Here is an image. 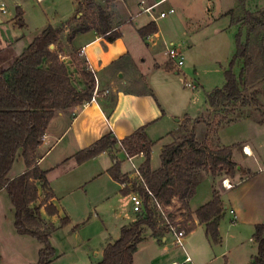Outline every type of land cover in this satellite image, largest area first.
I'll return each mask as SVG.
<instances>
[{
	"label": "rangeland",
	"instance_id": "1",
	"mask_svg": "<svg viewBox=\"0 0 264 264\" xmlns=\"http://www.w3.org/2000/svg\"><path fill=\"white\" fill-rule=\"evenodd\" d=\"M1 1L5 3L8 12L2 16L5 20L15 15L14 2L20 3L25 27L0 24V50L4 49L0 51V71L12 66L15 58L21 54L22 48L27 46L26 44H29L44 26L57 25L60 21L71 17L77 9V4L71 0ZM247 4L248 9L254 8L253 2L247 1ZM147 6L148 4H143V8ZM86 7L87 14L81 17L82 23L78 27L87 25L91 27L93 16L97 17L98 8L108 13L111 25L121 24L126 29L135 26V23L141 25L149 15L141 9L140 0H119L116 3L119 17L114 14L112 3L107 4L105 0H96ZM242 7L240 0H167L160 4L151 13L154 18L170 8L174 9L175 13L165 19H157L160 38L155 39L157 43L155 48L149 47L152 57L145 44H140L141 57L145 58V63H141L140 67L143 77L138 74L136 82H128L124 85L123 83L128 81L129 74L133 72L124 71L123 75L121 72L113 71L110 87L115 90L125 88L133 93L153 91V97H156L161 109L171 120L170 132L174 137H181L186 126L188 131H194L195 139L199 143L207 137L206 140L210 145L215 144L216 141L221 146L248 141L253 145L264 146V131L262 134L255 128L258 122L264 121V42L260 52L263 28L259 29L256 35L249 36L250 42L247 43L248 52L253 60L252 67L242 76H240L243 66L241 61H237L232 67V73L239 80L242 97L249 102L257 100L258 105L242 106L241 103H228L212 112L207 110L209 109L206 103L207 95L215 89L222 88L225 83L224 72L229 69L236 51L237 37L242 43H246L248 37L246 27L231 25L227 17L242 16ZM229 10L231 15L225 16ZM134 15L136 17L131 21ZM21 36L23 37L18 43H14L13 48L4 46L5 41L10 43L14 41V37ZM171 42L175 47H180L183 53L184 65L180 69L175 68L164 55ZM52 47L54 49V46ZM74 49L75 46L69 47L64 55L71 54ZM131 50L136 51L132 47ZM76 57L82 59L79 55ZM153 58L161 63L166 61L171 69L170 82H165L160 73L149 69ZM62 60L72 84L77 88V79H79L76 77L77 63L74 62L75 66H73L71 61L64 59V56ZM186 83L192 84L194 89L186 88L184 86ZM111 96L114 97L115 93ZM183 113L192 118L189 123L186 120L173 122L179 120ZM196 116H199L197 120H195ZM162 133L161 131L160 134ZM162 140L161 143H166L169 138ZM59 152V148H56L40 168L48 172L49 187L55 195L59 209L68 220L67 224L61 226L63 219L57 217L55 226L59 228L50 238L56 255L51 264H96L102 259L100 253H103L105 244L116 241L121 229L141 215L139 212H133L130 199L123 198V193L119 192V188L109 180V174L105 173L107 166L113 163L111 158L95 157L79 166L75 161L55 164L59 162ZM114 158L120 163V170L129 176L128 181L131 183H127L125 189L130 190V193L135 192L133 188L139 187L141 183L133 174L131 162L122 153H118ZM132 163L139 167L137 160H132ZM235 163L238 165V162ZM150 164L154 169L160 166L159 143H156L152 149ZM23 167L24 163L19 152L9 176ZM237 173L238 171L235 176ZM209 175L207 171L197 172L195 176L198 184L197 194L191 202L192 206L197 207L201 204L199 202L203 196L211 198V186L218 193L224 189L222 186L224 174L212 178L211 182L207 177ZM231 184H235L234 181ZM35 205H39V202ZM162 209L165 215L167 212L172 213V223H175L176 227L182 219H185L174 208L162 207ZM158 213L156 217L161 223L163 219ZM225 222V226L219 230L221 239L218 243L211 242L206 237L204 228L200 227L187 234L182 247L175 243V238L170 232L164 234L167 240L163 243L161 240L155 241L151 231L144 228L137 253L133 257V264H169L172 261L177 264H190L184 262L183 250L191 257L192 264L252 263L258 250L252 233L237 235L231 231L228 228V214ZM13 223V207L7 193L2 190L0 192V264H36L41 245L35 239L18 235ZM159 225L161 228L166 227L164 222ZM95 252L98 255H95ZM244 258L247 259L246 262Z\"/></svg>",
	"mask_w": 264,
	"mask_h": 264
},
{
	"label": "trees",
	"instance_id": "2",
	"mask_svg": "<svg viewBox=\"0 0 264 264\" xmlns=\"http://www.w3.org/2000/svg\"><path fill=\"white\" fill-rule=\"evenodd\" d=\"M115 0H105L111 4ZM244 7V0H240ZM243 9L240 18L231 16V24H241L246 27L247 40L242 43L237 37L236 51L230 62V67L224 72L225 83L222 88L213 90L207 95L208 110H215L228 103H241L242 106H257L258 101H247L242 97L238 78L232 73V67L237 61L242 62L240 76L252 67L253 60L247 48L249 36L256 35L259 29H264V10L250 13ZM96 14V13H95ZM231 15V11L228 13ZM93 16V14L91 15ZM91 27L108 43L120 37L117 29H113L108 13L101 8L97 9V17L93 16ZM17 25L24 27L22 12L16 11ZM89 30V26H81L69 36L71 42L74 35ZM155 23L137 31L138 36L144 40L155 34ZM61 31L47 26L33 41L15 58L11 67L0 71V192L4 190L11 202L14 211V227L18 235L35 239L41 249L38 252L36 264H51L56 255L50 238L59 228L46 222L40 213L44 208L48 216L58 214L54 205L49 201L54 194L47 181V171L36 165V151L42 143L46 129L56 112L65 111L81 106L92 100L95 79L89 71L86 61L76 51L69 54L84 83V89L78 91L72 84L63 62V52L59 44ZM264 35L260 40V52ZM257 43H259L257 41ZM54 46V49H50ZM168 68V65L166 66ZM171 70V69H170ZM116 97L111 96L100 105L104 110L110 109ZM106 112V116L108 117ZM187 123L190 119L185 117ZM181 137L174 138L173 142L163 146L160 152V166L152 170L150 166L153 143L145 134V127L134 131L131 135L117 140L112 133L100 138L91 147L78 152L73 159L77 165L97 157L103 152H112L118 145L129 157L143 155V162L139 172L144 184L133 188L143 199V207L134 222L121 229L119 238L105 246L102 259L96 264H133V257L141 242V233L144 228L151 231L155 239H160L169 233V228H161L158 220L155 202L163 208H174L180 212L182 219L177 227L178 232L186 236L196 228L189 209V202L193 198L198 171H207L212 178L224 174L234 178L237 164L232 161V147L221 146L218 141L211 144L206 140L201 143L195 139L194 131H188L184 126ZM209 143V144H208ZM218 143V144H217ZM23 160L26 170L13 179L8 174L15 163L18 153ZM109 176L119 184L131 183L127 175L120 172V163L116 161L108 170ZM38 186L43 194L39 201ZM134 187V184H133ZM146 189L152 194L148 195ZM122 193L128 195L130 190L123 189ZM39 201V205H35ZM177 206V208H176ZM223 203L216 190L212 192L211 200L198 208L194 216L199 225H204L206 237L214 244L220 241L218 226L222 219ZM159 214V213H158ZM166 216L173 222L171 212ZM68 223L63 219L61 226ZM175 227L176 224L172 223ZM264 226H256L253 239L258 245L257 255L250 264H264Z\"/></svg>",
	"mask_w": 264,
	"mask_h": 264
},
{
	"label": "crops",
	"instance_id": "3",
	"mask_svg": "<svg viewBox=\"0 0 264 264\" xmlns=\"http://www.w3.org/2000/svg\"><path fill=\"white\" fill-rule=\"evenodd\" d=\"M40 1L41 0H37V2ZM71 1L77 4V9L75 10L74 14L71 17L60 21L55 26L47 24L40 30L39 34L47 26H52L56 29H59L61 31L59 44L61 46V51L63 52L64 59H66L67 61H71L69 58V54L64 55V53L65 52L67 53L69 47L75 46L74 51H76L78 54L81 51V49L84 50L83 54L81 56L79 54V56L86 61V65L89 71L94 76V79L96 81L94 90L95 89L97 90V95L94 98V101H90L81 106L55 113L54 117L52 118L46 129V132L42 139V143L36 151V165L39 168H41L43 162L47 160V158H49L51 153L56 148H59L60 150L59 152L60 158L58 159L59 162L57 163L55 162V164H59V163L63 164L65 162L74 161L73 159L74 155H76L78 152L82 150L91 147L100 138H102L104 135L108 133H112L114 137L120 141L121 139L131 135L134 131H136L141 127H145V134L150 142H152L154 145L156 143H159V157H160V152L162 147L172 143L174 138L176 137H174L170 132L171 120L167 116L165 111L161 109L160 105L158 104V101L156 100V97H153L154 96L153 91L143 92V93H133L127 91L125 88L115 90L114 88L110 87L112 85L111 76L113 71H117V73L121 72L123 75H124V71L126 72L128 71V73L133 72V74H129L128 81H125L123 83L124 85L128 84V82H134V81L136 82L138 80L137 79L138 74H140L141 77H143L140 67H141V63H145V58L141 57L140 49L142 47L140 46V44L144 43L146 48L148 49L147 50L148 52L151 51L149 50L150 46L154 48L157 46L155 39H159L160 35L158 32L159 30L156 21L159 18L158 17L154 18L153 15H147L148 17L146 16L147 18L144 23H142L141 25L135 23V26H132L128 29H126V27L122 26L121 24L112 25V28L114 30L117 29V32L120 34V37L111 43H108L103 36L97 34L92 29V27H90V25H88L89 30L83 33L75 34L71 42H69L68 41L69 36H71L74 31L78 30L79 28L78 26L82 23L81 17L86 16L87 14L86 6H89V4L96 2V0H83L82 2H79V0H71ZM118 1L119 0H115L114 2H112V5L114 7V14H116L117 17H119L120 14L118 7H116V3ZM157 1L158 0H140V7L142 8L144 3L148 4V6H151ZM247 1L249 3L253 2L254 8L248 9ZM1 5H4L5 13H2L0 11V16H1L0 24H7L8 26L17 25L16 11L20 9V3L14 2L15 15L14 16L11 15L6 20L3 19L2 16L8 13L7 8L3 1L0 2V6ZM244 10L250 13H256L262 11L264 10V0H244ZM229 11L225 13V16L228 15L227 13ZM21 12H22V20H23V11L21 10ZM241 13L243 14V12ZM135 17L136 15L132 16L131 21ZM227 17L229 18V21L231 23V17L230 16ZM240 17L241 16H238L234 19ZM152 22L156 24L157 32L155 34L146 37V39L142 40L138 36L137 31ZM236 25L241 26L240 23ZM22 37L23 36L18 38L14 37L13 39L14 41L10 43L9 41L8 42L5 41L4 46L9 47L11 49L13 48L14 43L15 44L16 42L18 43V41ZM29 44L26 45L28 46ZM171 44L173 43L171 42L170 45ZM27 46L22 48V51ZM131 47L135 49L137 52L136 51L132 52ZM149 55L150 57L153 56L150 54V52ZM164 55L166 54L164 53ZM149 65H150L149 69H151L154 72L160 73L163 76L165 82H170L171 80L169 77L170 68L169 66L168 68H166L167 66L166 61L161 63L155 58H153L152 62H150ZM176 73L177 71L175 72V74ZM76 77L77 78L79 77V79H77L78 87L75 88L78 91L83 90L84 83L82 78L79 76V74H77ZM114 93L116 100L113 107L104 110L100 105V102L105 101L106 99L111 97V94L114 95ZM208 111L212 112V109ZM106 112L109 114L108 117L106 116ZM199 116H196L195 120H197ZM185 117L188 116L187 114L183 113L182 117L179 118V120L173 122L178 123L179 121L184 120ZM188 118L190 120L192 119L190 117ZM252 125L254 126L255 124ZM255 128L258 132L262 133L264 131V121L258 122L255 125ZM161 131L163 132L162 134H160ZM166 137L169 138V141L166 143H161L163 141L162 139L163 138L165 139ZM222 145L224 147L233 148L231 158L233 162H238L237 165L238 173L234 178H231V180L227 176H224V178L228 179L230 183L234 181L235 184H233V187L229 190L222 189L221 191H219L220 199L224 207H223L222 219L220 220L218 226V231L220 230L221 227L225 226L226 214H228V218H229L228 228H230L231 231L235 232L237 235H240L241 233H249V234L252 233L253 235L256 226H264V146L262 144L253 145L248 141L242 142L241 144L237 142V143H230L228 145L227 144L226 145L222 144ZM246 148L250 149L252 155H249L245 151ZM118 153H122L127 159L128 156L120 145H118L116 149L113 150L111 153L103 152L100 155H98L97 158L106 156L107 158H111V161L115 163L117 160L114 157ZM132 160H137L139 163L138 166H140L144 159L143 156L138 155V156H133ZM113 163L111 162L107 166V170L105 171V173L108 174V170L112 167ZM151 169L156 170L158 168L154 169L151 166ZM25 170L26 167L24 164V167L21 170H18L15 174L11 176H9L8 174V177L9 179H13L18 175L22 174ZM120 172L123 175L124 174L127 175L121 170ZM108 177L109 180H111L112 184L116 185L119 188V192H121L122 194V190L125 188V185L127 184H119L114 180H112V178L109 175ZM207 177L210 178V182H211L212 177L210 175ZM197 187L198 184L196 185V190L193 198L197 194L196 192ZM212 192L213 189L211 186L210 193ZM38 196H39V201L42 200L43 194L39 186H38ZM123 198L128 199L129 197L128 195L123 194ZM193 198L189 202V209L193 213L192 218L196 224V228H200V227L204 228V225L198 224V221L194 216V212L201 206L207 204L211 200L212 196L210 199L209 196H203V198L200 200L201 202H199L201 204H199L197 207L191 205ZM49 203L55 206V208L58 211V215L50 217L45 213L44 208H41L40 209L41 217L46 222L56 225L58 221L57 217L61 219H67L64 217L62 211L59 209L58 204L56 203L55 195L54 198L49 201ZM186 236L182 237V245L184 243V238ZM158 240H161L163 243H165L167 240L166 235H164L161 239H155V241L157 242ZM110 243L112 242H107L105 246ZM183 253L185 257L188 256L191 259V257L187 254L185 250H183ZM100 254L102 255V252ZM95 255H98V253L95 252ZM244 261L246 262L247 259L244 258ZM184 262H185V258H184ZM169 264H177V263L172 261L169 262Z\"/></svg>",
	"mask_w": 264,
	"mask_h": 264
},
{
	"label": "built area",
	"instance_id": "4",
	"mask_svg": "<svg viewBox=\"0 0 264 264\" xmlns=\"http://www.w3.org/2000/svg\"><path fill=\"white\" fill-rule=\"evenodd\" d=\"M166 1L167 0H158L153 5L148 6V7H144V8L142 7L141 9L144 11V13H147V14L151 15V13L153 12L154 8H156L157 6H159L160 4H162V3L166 2ZM0 11L2 13H5L4 5L0 6ZM174 13H175L174 9L170 8L166 12H160L158 18L159 19H163L167 15H172ZM83 52H84V50L81 49V51L79 52L80 56L83 54ZM165 54H166L168 60L170 62H172L173 66L175 68L180 69L184 65V57H183V53H182L180 47H175L173 44H171L170 47L166 50ZM95 83H96V81H95ZM184 86L186 88L194 89V86L192 84H190V83H186V84H184ZM96 95H97V90L95 89L91 101H94V98L96 97ZM139 155L143 156L142 154H139ZM127 160L129 162H131L132 169H133V174L139 179L141 184H144V182H143V180L141 178L140 172H139V167H136L132 163V157L128 156ZM222 186L226 190H229V189H231L233 187V185L228 181V179H224L222 181ZM146 192L148 193V195L150 197H152V194L147 189H146ZM129 199H130V202L132 204L133 212H135V213L140 212L142 210V207H143V199H142V197L137 192H131L129 194ZM155 204H156V208H157L160 216L163 219L164 224L168 226L169 232L174 236L175 243L182 247V237H183L184 233L183 232H178L177 231V227H175L170 222L168 217L165 215V212L163 211L162 207L160 205H158L156 202H155ZM185 262L186 263H192L191 259L188 256L185 257Z\"/></svg>",
	"mask_w": 264,
	"mask_h": 264
},
{
	"label": "bare ground",
	"instance_id": "5",
	"mask_svg": "<svg viewBox=\"0 0 264 264\" xmlns=\"http://www.w3.org/2000/svg\"><path fill=\"white\" fill-rule=\"evenodd\" d=\"M249 155H252L251 154V151H250V149L249 148H246V150H245Z\"/></svg>",
	"mask_w": 264,
	"mask_h": 264
},
{
	"label": "water",
	"instance_id": "6",
	"mask_svg": "<svg viewBox=\"0 0 264 264\" xmlns=\"http://www.w3.org/2000/svg\"><path fill=\"white\" fill-rule=\"evenodd\" d=\"M50 48L52 49L53 47L51 46ZM237 169H238V167H237Z\"/></svg>",
	"mask_w": 264,
	"mask_h": 264
}]
</instances>
